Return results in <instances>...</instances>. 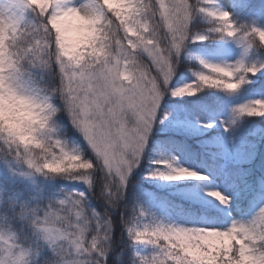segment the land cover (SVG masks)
Masks as SVG:
<instances>
[{
    "label": "clouds",
    "instance_id": "9594fccd",
    "mask_svg": "<svg viewBox=\"0 0 264 264\" xmlns=\"http://www.w3.org/2000/svg\"><path fill=\"white\" fill-rule=\"evenodd\" d=\"M205 8L201 0H187L193 19ZM163 9L164 0L159 8L146 0L140 15H133L131 0H27L18 12L11 0H0V163L13 178L31 180L27 190L0 185V264H108L117 211L126 217L122 234L133 249L128 264H264V203L226 227L186 226L138 201L125 203L148 140L141 136L132 148L122 134L141 126L132 101L151 89L158 94L157 114L165 96L194 94L201 74L215 75L200 71L196 81L170 86L181 52L198 37L183 18L177 30ZM74 16L88 21V31L70 50L63 24ZM245 31L254 43L256 34ZM169 66L174 72L165 75ZM236 109L237 117L264 116V99ZM61 114L93 156L69 143ZM153 163L146 173L152 178L207 179L171 153L161 152ZM98 172L103 184L97 191ZM37 178L82 183L86 190L61 186L44 195ZM205 193L230 207L232 198L219 189Z\"/></svg>",
    "mask_w": 264,
    "mask_h": 264
},
{
    "label": "trees",
    "instance_id": "16d2710c",
    "mask_svg": "<svg viewBox=\"0 0 264 264\" xmlns=\"http://www.w3.org/2000/svg\"><path fill=\"white\" fill-rule=\"evenodd\" d=\"M235 3L238 13L232 15L231 18L237 27L241 28V30H243L246 26V14H250L253 11L259 9L262 11L264 16V0H235ZM215 25L216 20L213 17L200 13V16H198L197 19L192 23V28L194 30H205L207 37H211L212 43L218 36L226 35L219 32H211L210 29H212ZM63 27L65 29V41L69 45V49L74 50L79 47V45L84 41L85 34L88 31L87 23H80L78 21H64ZM196 27L197 29H195ZM254 43H256V47L247 66L264 65V47L260 41H255ZM186 60L187 62L199 65L190 59ZM188 71L189 75L194 76L196 79L198 72H209V70L204 69L201 65H199L197 68H191ZM237 75H239V73H237ZM249 79L250 82H245L239 89L235 91L253 92L258 89L264 91V70H261L254 75L249 74ZM232 92L234 91H230L222 87L202 86L198 92L191 94L190 97L182 99V101L195 115H212L215 113V110H221L223 108ZM159 116L160 112L157 114L153 127L149 133L145 149L141 156V163L139 167L130 174L125 203L127 205H132L138 201L151 211H154L158 216L167 217L176 221L175 218L170 217L169 215H164L163 211H160V206L158 204L160 199L172 197L175 200H178V203H182V206L185 209L193 208L197 211V213L205 212L208 215L212 213H218L222 217H226V212H224V209H219L214 201L203 196V194H206V184H211L212 178L204 175L207 177L205 180L192 181L185 179L168 181L160 178H152L146 175V173L152 168L157 167V165L153 163V160L158 156V154L161 152L170 153V147H179L183 152L189 153L192 157H198L200 160H202L203 157H206L208 164L211 167L213 166V170L218 169L221 165L220 161L217 160V155L220 154L207 151L203 148V146H201L202 143H208V140H205V138L213 134V129H206L196 134L179 133L178 131H166L165 129H161ZM65 120L69 122L68 117L64 114H61L59 116V121L62 125ZM236 128L239 136L249 143L251 149H254L259 154L262 153L264 142V116H243L236 125ZM63 131L70 144L80 145L88 156H93V153L89 149L86 142L83 139L81 140L78 135H75V133L72 132V128L71 130H68L63 125ZM251 161L252 160L250 158L246 157L243 160L230 163L227 167L228 175L226 179L228 181L240 183L242 187L247 181L255 180L256 171L264 169V161L255 163H252ZM2 174L11 176L6 167L0 163V177ZM97 176L98 191L99 187L103 184V176L99 172L97 173ZM37 179L39 182L44 184L45 180H43V178ZM12 181L14 182L13 185H10L11 183L6 184L10 188H20V186L26 187L25 185L27 183H31L28 181L27 183L25 181H19V179H15L13 177ZM46 185L47 187H44V195L55 194L56 190L61 186L73 188L74 185H77L81 190H86V186L83 184L67 182L61 179L49 181ZM188 186L193 187V189L188 188ZM246 196V194H243L240 199L243 200L246 198ZM244 203L245 211L249 210L250 205L248 199H245ZM92 204L96 208L103 210L104 205L101 201H97L93 198ZM128 214L129 213L127 212L125 213V215ZM125 218L120 217L119 211L115 213V226L113 228L114 247L113 251L107 257L108 264H128L129 258L132 254L133 249L132 247H128L130 241L127 238L126 231H124L122 234ZM136 248L141 251L148 250V248H146L144 245H137Z\"/></svg>",
    "mask_w": 264,
    "mask_h": 264
},
{
    "label": "rangeland",
    "instance_id": "374dc122",
    "mask_svg": "<svg viewBox=\"0 0 264 264\" xmlns=\"http://www.w3.org/2000/svg\"><path fill=\"white\" fill-rule=\"evenodd\" d=\"M11 2L17 6V11L22 12L23 6L26 5L27 0H11ZM208 7H214L218 10L222 11H228L232 15H234L237 10L235 9V0H213V3L210 5H207ZM195 19V18H194ZM194 19L192 20L191 24L194 22ZM66 20H76L79 22H85L88 23V21L78 17H68ZM250 23L252 27L256 28H262L264 29V21L261 17L260 12H256L255 15L253 14L250 18ZM201 26V24L199 23ZM190 29L192 31V25H190ZM197 29V27L195 28ZM249 29L248 20L246 22L245 28L242 30ZM199 33L205 34L206 31L203 29L198 30ZM241 34L234 36V37H224L220 39L216 46L213 49H210L207 43V40H191L187 42V47L181 52L179 56V62L175 68V74L173 78L170 81L171 87H179L186 83H192L195 81L193 78L189 76H183V74L189 75V69L191 68H197L199 65H196L191 62H187V57L196 58L200 62L203 61L204 64H219L222 66H237L241 63L246 65L251 56L254 47H256V43H251L247 40H241ZM256 41H259L258 38H256ZM264 47V43H261ZM180 78V79H179ZM188 95V94H184ZM176 97L178 96H171V94L165 96L163 100L164 106L166 110H169L170 113L167 114L165 117L164 127L168 129H181V130H188V131H200L203 128L206 127L208 124H215L220 123L223 124V126H226V133L223 138L216 137L212 139L210 142L211 147L218 146L221 148L223 158L225 160V165L222 166L220 170H218L216 173H212L208 163L206 162H196L194 161L192 164L187 163V160L182 159V164H186L187 167L195 169L197 172L201 174H206L208 176L213 177V183L208 188H215L219 189L221 192H223L225 195L230 196L232 198L231 205L228 208H225L223 205H220L219 201L215 200L212 197L207 196L204 194L203 196L205 198H210L213 201H216L218 203L219 208H223L227 212V217L229 221L223 220V218H220L218 214L216 215H208L206 213H200L196 214L195 212L190 211H184V209H176L174 206H172L171 203H168L166 201H160V206L162 209H164L165 214H171L175 218H177V223L186 225V226H217V227H226L232 219L235 218H248L250 217L252 213H245L243 211V205L242 201H239L236 199L237 195L242 194V189L238 187V185L234 183H230L225 185L223 183V180L225 179V176L227 175L226 166L235 159H242L248 155H251L252 158L255 157L254 154H250L251 151H249L247 145L243 143L241 140L237 139L235 134H233L232 127L235 125L237 120L240 117L236 116V106L240 105L246 101L254 100V99H264V93H254V94H241L240 92L234 93L231 95L229 102L227 103L224 110L220 113H217L216 118L214 119H196L192 118L189 113L186 112V110L183 109V107H179L176 101ZM184 110V116H180L179 113L174 111L182 112ZM235 119V123L232 124L230 127L229 122ZM63 125L68 129L71 130V125L67 120L63 123ZM77 131V130H76ZM73 132V131H72ZM78 132V131H77ZM79 133V132H78ZM80 134V133H79ZM81 135V134H80ZM82 136V135H81ZM173 152L178 155L181 154L180 151L173 150ZM236 161V160H235ZM20 181V180H19ZM21 181H25L27 183L31 182L30 179H23ZM49 181H44V186L47 187V183ZM8 183H11L10 185H13L14 182L12 181V176H8L6 174H2L0 177V185H6ZM82 184V183H79ZM26 187H21L19 189H25L27 190L30 184H26ZM244 189L246 191L251 192V206L254 210H256L261 203H264V174L258 173L257 178L255 179V182L248 181L245 185Z\"/></svg>",
    "mask_w": 264,
    "mask_h": 264
},
{
    "label": "snow or ice",
    "instance_id": "6c2138e0",
    "mask_svg": "<svg viewBox=\"0 0 264 264\" xmlns=\"http://www.w3.org/2000/svg\"><path fill=\"white\" fill-rule=\"evenodd\" d=\"M146 0H131L133 6V15H140L139 10L143 8ZM157 8H159V0H155ZM213 3V0H201V4L206 5L204 14L210 17H213L216 20V25L210 29L211 32H219L226 34L229 37H234L238 32H242L241 40H246V37L249 35L245 30L242 31L241 28H238L237 25L233 22L231 16L232 14L228 11L218 10L214 7H208ZM166 15H168L174 24L178 25V21L183 18L186 21V26L190 28L191 22L193 20L191 14L187 11V0H164V9ZM142 19V15L140 16ZM252 31L256 34L257 38L261 43H264V29L252 27ZM179 30V25L177 27ZM197 36V40L207 39L205 34L193 33ZM176 49L179 51L182 47L181 38L177 36ZM195 41V40H194ZM208 68L210 71L215 73L214 76H209L208 74H201L199 77V82L202 86H211V87H222L224 89L235 91L241 87L245 82H250L249 74L252 72H259L264 70V65H252L246 66L243 63L237 66H222L219 64H209ZM174 69L169 66L165 75L173 73ZM239 73V75H237ZM239 82V88L236 86L237 80ZM168 79L171 80V75H168ZM199 89H195L194 93L198 92ZM185 91H190L185 89ZM155 100V104H152V101ZM133 106L139 108V119L141 121V126L137 129H122V134L127 142V145L136 148L139 146L141 136L147 140L148 135L153 127L154 120L156 117V105L159 104L158 94L153 95L151 89H146L142 96L137 97L132 101ZM238 111L237 109L235 110ZM235 121H233V124ZM207 127H212L213 124L206 125ZM230 127V125H228Z\"/></svg>",
    "mask_w": 264,
    "mask_h": 264
}]
</instances>
